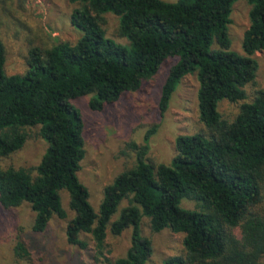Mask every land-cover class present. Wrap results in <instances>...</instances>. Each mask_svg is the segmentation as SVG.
I'll use <instances>...</instances> for the list:
<instances>
[{"label":"trees","instance_id":"trees-1","mask_svg":"<svg viewBox=\"0 0 264 264\" xmlns=\"http://www.w3.org/2000/svg\"><path fill=\"white\" fill-rule=\"evenodd\" d=\"M79 2L72 15L83 35L76 43L33 47L24 74L6 72V47L0 38V204L5 208L27 202L35 212L32 229L43 233L54 216L66 219L62 190L69 192L75 211L66 224L68 243L87 248L90 234L95 257H105L107 230L114 235L132 228L127 254L111 264H148L152 240L142 234L144 216L159 232H182L185 250L164 264H261L264 258V90L240 106L233 120L223 117L219 104L246 100V86L256 81L254 57L264 49V0L252 5L244 53L231 49L229 35L236 0H71ZM119 16L120 43L108 37L104 15ZM170 57L161 88L164 114L181 79L198 73V109L205 126L176 137L170 163L147 159L149 135L138 149L136 163L121 171L103 190L97 212L90 189L79 171L86 153L85 120L74 99L93 94L89 105L103 111L126 91H137ZM39 126L47 148L33 169L4 166L26 144L29 127ZM128 204L111 222L122 200ZM193 201L194 208L181 205ZM15 252L29 255L21 238ZM108 260V258H106ZM109 261V260H108Z\"/></svg>","mask_w":264,"mask_h":264},{"label":"rangeland","instance_id":"rangeland-1","mask_svg":"<svg viewBox=\"0 0 264 264\" xmlns=\"http://www.w3.org/2000/svg\"><path fill=\"white\" fill-rule=\"evenodd\" d=\"M80 6L81 3L71 0H0V38L6 47V72L9 75L24 74L28 68V54L33 47H50L60 42L76 43L83 32L74 26L72 15ZM251 8L247 0H236L232 7L229 23L231 49L239 53H244L243 41L250 27ZM104 17L107 36L127 44L128 39L119 33V16L108 12ZM254 57L259 68L256 81L246 86V100L232 102L224 99L219 104V111L228 120L238 115L243 102L252 101L258 90H264V49L257 51ZM176 59L178 57L168 58L158 74L145 80L139 90L126 91L119 101L107 105L101 112L90 108L93 94L74 99L73 103L81 110L86 124V153L78 174L90 189V201L97 212L104 187L121 171L136 163L138 149L145 144L151 128L157 126L149 135L147 159L155 165L171 162L178 135L205 130L199 118L200 81L197 72L181 79L169 109L164 114L160 112L161 88L170 65ZM27 133L25 146L4 160V166L26 167L35 172L48 144L41 136L39 126L29 127ZM61 193L69 217L54 216L43 233L32 229L35 212L29 203L10 208L0 204V264H111V261L127 254L132 244L131 227L120 235H114L109 226L105 252L109 261L103 257L99 261L96 259L95 243L90 234H82L89 243L87 248L68 243L66 224L75 211L69 206V192L64 189ZM127 204L126 199L120 202L111 222L119 218ZM181 205L195 207L194 202L188 199H183ZM260 207L264 212V199ZM141 229L142 234L153 243V254L148 264H164L167 258L185 250V234L182 232L177 233L170 228L155 232L147 216L142 219ZM19 238L29 251L28 256L19 257L16 254ZM261 264H264V258Z\"/></svg>","mask_w":264,"mask_h":264}]
</instances>
